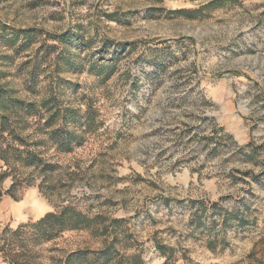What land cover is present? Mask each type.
I'll return each mask as SVG.
<instances>
[{
    "label": "rangeland",
    "instance_id": "1",
    "mask_svg": "<svg viewBox=\"0 0 264 264\" xmlns=\"http://www.w3.org/2000/svg\"><path fill=\"white\" fill-rule=\"evenodd\" d=\"M208 1L0 0V83L38 101L58 77L59 100L90 126L63 153L29 119L23 135L53 167H18L3 179L2 192L15 185L0 197V230L70 203L91 217L124 219L128 248H140L145 264H164L155 241L171 248L172 264H264V0H226L194 17L170 12ZM1 25L44 34L15 51L2 42ZM104 40L116 56L105 78L88 70ZM43 43L56 50L32 92L25 71ZM61 49L76 54L78 66L55 74ZM191 199L217 200L248 224L229 221L224 248L211 250L208 233L190 223ZM99 246L90 230L74 229L35 252L52 264L65 252Z\"/></svg>",
    "mask_w": 264,
    "mask_h": 264
},
{
    "label": "trees",
    "instance_id": "2",
    "mask_svg": "<svg viewBox=\"0 0 264 264\" xmlns=\"http://www.w3.org/2000/svg\"><path fill=\"white\" fill-rule=\"evenodd\" d=\"M224 1L226 0H210L196 10L175 9L170 12L194 17L202 10L220 7ZM1 29L2 42L15 51L36 43L38 34H44L41 30L34 28L8 27L7 31V27L1 25ZM45 35L47 38L52 37L46 33ZM54 38L57 37L54 36ZM58 38L63 39V42L69 40L65 35H60ZM79 41L82 45H87L89 42L83 38ZM106 44L107 41L104 40L101 48L97 50L99 58L96 61L91 60L88 66V70L104 78L112 73L116 59L114 51L109 53ZM55 50V45L43 43L33 52L29 60L32 64L26 69L24 78L25 87L28 90L36 91V86L42 82L39 76L44 73L40 65L43 61L47 62ZM1 57L9 58L11 55L4 54ZM76 57V54L61 49L56 54V59L51 60L55 74L61 69L68 71L76 68L78 66ZM59 81H61L60 78L51 77L49 84L44 86L43 95L38 101L18 98L8 86L0 83V185L3 179L18 167H38L41 171L50 170L53 167L40 156L35 148H31L27 137L23 135L24 130L29 126L30 118L35 119V130L41 132L45 140L55 145V149L59 152L68 153L74 146L81 143L83 136L78 131L84 124L83 127H90L89 122L80 123L78 109L61 103L57 93L60 87ZM244 146H250V144L247 143ZM241 148L243 146L239 147ZM14 185L15 181L5 192L9 193ZM5 192H2L0 186V197ZM189 202L197 205L190 218V223L194 228L202 227V232L208 233L205 242L211 250L224 248L226 244L224 231L229 221L234 219L239 226L248 224L242 212L239 214L235 209L230 211L223 209L217 200L204 202L191 199ZM214 215L218 216V221L213 219ZM123 224L124 219L122 218H108L101 214L91 217L70 203H66L58 209L44 213L34 221L19 223L15 227H9L8 224L2 227L0 256L6 264H41L35 252L36 247L55 239L64 231L87 229L100 238L99 247L65 252L59 258H50L51 263L145 264L140 248L135 247L129 250L128 247L133 244L130 242V233ZM217 225H219V230L210 234L211 229ZM155 247L164 255V264H172L174 259L171 248L158 241H155Z\"/></svg>",
    "mask_w": 264,
    "mask_h": 264
},
{
    "label": "crops",
    "instance_id": "3",
    "mask_svg": "<svg viewBox=\"0 0 264 264\" xmlns=\"http://www.w3.org/2000/svg\"><path fill=\"white\" fill-rule=\"evenodd\" d=\"M5 201H8V202H16V201H14V200H12V201H9V200H5ZM0 264H2V263H0Z\"/></svg>",
    "mask_w": 264,
    "mask_h": 264
}]
</instances>
